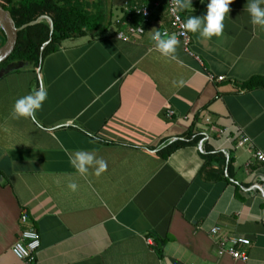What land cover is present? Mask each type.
Listing matches in <instances>:
<instances>
[{"label":"crops","instance_id":"0c3cea01","mask_svg":"<svg viewBox=\"0 0 264 264\" xmlns=\"http://www.w3.org/2000/svg\"><path fill=\"white\" fill-rule=\"evenodd\" d=\"M79 1L109 26L104 35L66 39L38 68L0 78V264H23L11 252L23 211L40 235L37 264H264V163L254 157L264 154V87L242 88L264 79V29L251 24L248 0L229 5L219 37L189 32L200 62L172 31L167 0ZM207 3L192 0L183 20ZM134 6L151 16L123 42L116 21ZM164 30L175 59L155 48ZM37 89L47 98L36 118L14 119L15 101ZM191 128L197 145L163 160L159 151ZM77 151L106 170L79 175ZM228 237L250 241L246 262L219 253Z\"/></svg>","mask_w":264,"mask_h":264},{"label":"trees","instance_id":"16d2710c","mask_svg":"<svg viewBox=\"0 0 264 264\" xmlns=\"http://www.w3.org/2000/svg\"><path fill=\"white\" fill-rule=\"evenodd\" d=\"M0 6L10 12L17 28L44 16L48 17L53 24L51 36L49 26L45 22L22 30L19 33L14 52L2 66L12 62H23L33 68H38L41 49L49 40L50 42L42 51V57L44 58L56 52L61 42L66 39L83 36L95 38L104 35L109 28L98 17L91 16L79 0H0ZM141 21L143 20L140 17H135L132 24L141 26L144 29V24ZM258 86L264 87V79H253L243 84L242 88L251 89ZM198 142L199 139L194 137L191 128L186 132L182 140L165 145L159 151V155L163 160H166L179 148L197 145ZM211 152L210 149H206V154L204 155L206 166L213 160L214 156ZM157 253L162 256L163 249L160 246L157 247Z\"/></svg>","mask_w":264,"mask_h":264},{"label":"clouds","instance_id":"9594fccd","mask_svg":"<svg viewBox=\"0 0 264 264\" xmlns=\"http://www.w3.org/2000/svg\"><path fill=\"white\" fill-rule=\"evenodd\" d=\"M190 3L192 0H173L172 12L183 11ZM231 3L233 0H208L206 14L190 16L182 25L183 29L198 34L199 38L205 40H209L213 36L219 37L223 32V21L229 12ZM246 11L250 16L251 24L264 29V0H248ZM152 40L155 42L157 52L163 57L175 59L174 53L178 42L174 36H167L166 33L156 31ZM46 98V90L37 89L31 94L17 99L12 108V117L14 119H35L37 111L42 108ZM69 159L71 166L81 176L86 175L90 167L95 166L96 175H100L107 168L103 159H96L86 151H77ZM77 187L74 182L68 184V188L72 191H76Z\"/></svg>","mask_w":264,"mask_h":264},{"label":"built area","instance_id":"2783aa9c","mask_svg":"<svg viewBox=\"0 0 264 264\" xmlns=\"http://www.w3.org/2000/svg\"><path fill=\"white\" fill-rule=\"evenodd\" d=\"M125 6L127 5L125 4ZM172 7L173 0H167V14L172 31L174 32L176 38L182 43L184 51L189 54V56L200 62L199 58L191 51V35L182 27L185 21L183 20L180 11L173 13ZM130 9H128L129 14L127 15V22L121 20L116 21V24L120 25L122 28L116 31L115 36L117 39L123 42H130L137 37L139 38L143 33V28L141 26H135L132 24L133 18L140 17L143 22H148L151 16V9L149 7L134 6ZM161 33H166L168 35L166 30L162 31ZM208 79L210 82L214 80L218 82L224 80L223 77L214 78L212 75H208ZM248 141V138H242V143H246ZM254 157L258 161L264 163V154L261 152H256ZM20 223L23 226V229L20 230L17 240L11 247V252L14 257L23 264H37L38 253L41 245L40 235L29 224V218L26 211L21 213ZM219 232L220 229L218 227L211 229V234L213 236L218 235ZM248 246H250V241L246 238L228 237L220 238L217 248L220 254L227 253L234 260L246 262L248 260V255L245 248Z\"/></svg>","mask_w":264,"mask_h":264},{"label":"water","instance_id":"95a60500","mask_svg":"<svg viewBox=\"0 0 264 264\" xmlns=\"http://www.w3.org/2000/svg\"><path fill=\"white\" fill-rule=\"evenodd\" d=\"M42 22L48 24L50 29V36H51L53 33V24L48 17L46 16L41 17L36 21H33L31 23L23 25L20 28H17L10 12L5 10L2 6H0V29L2 30L6 38L5 44L0 48V65L6 63L10 58V56L12 55V53L14 52L18 41L19 33L29 26H34ZM49 42L50 40L46 44H44V46L41 49L40 62H42V51ZM24 65L25 64L23 62H17V63L12 62L7 64L5 67L0 69V78L9 71L19 70L23 68Z\"/></svg>","mask_w":264,"mask_h":264}]
</instances>
